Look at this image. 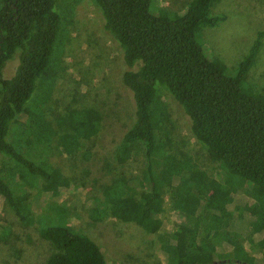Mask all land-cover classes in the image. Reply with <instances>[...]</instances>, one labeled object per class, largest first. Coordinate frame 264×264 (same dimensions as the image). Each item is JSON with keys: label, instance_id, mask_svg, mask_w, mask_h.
Segmentation results:
<instances>
[{"label": "trees", "instance_id": "trees-1", "mask_svg": "<svg viewBox=\"0 0 264 264\" xmlns=\"http://www.w3.org/2000/svg\"><path fill=\"white\" fill-rule=\"evenodd\" d=\"M76 1L0 0V155L11 163L0 168V198L22 226L35 225L47 242L44 264H111L93 241L66 225L65 203L49 200L34 214L23 189L57 197L69 183L50 160L72 152L69 141L86 140L97 129L94 112L85 108L68 121L54 118L57 129L72 132L69 141L61 136L49 145V128L38 126L54 85L48 71L58 65L61 31L67 34ZM90 1L118 48L120 82L133 107L112 160H142L138 176L120 174L105 193L88 199L95 219L134 221L145 234H156L168 194V209L180 220L163 233L166 264H254L255 257L264 264V86L247 76L264 33L258 31L237 65L227 68L206 57L198 36L201 28L224 21L210 12L217 0H187L177 12L160 10L157 0ZM13 57L15 69L3 79L2 68ZM163 94L217 163L214 174L175 147ZM237 191L250 203L234 211L229 203ZM256 233L262 236L253 241ZM224 243L229 250L217 252Z\"/></svg>", "mask_w": 264, "mask_h": 264}, {"label": "rangeland", "instance_id": "rangeland-1", "mask_svg": "<svg viewBox=\"0 0 264 264\" xmlns=\"http://www.w3.org/2000/svg\"><path fill=\"white\" fill-rule=\"evenodd\" d=\"M186 1L157 0L156 4L160 10L177 12ZM72 9V23L67 27V34L61 31L58 65L48 71L54 78V85L38 126L49 128L50 134L45 139L53 146L56 138L65 136L68 140L72 136L70 131L57 129L54 118L68 121L75 111L85 108L94 112L95 120H98L97 129L86 140L81 137L75 138L73 143L68 140L72 144V152H60L50 160L68 180L69 186L55 198L23 186L27 202L34 214H38L49 200L65 203L68 211L66 225L80 230L93 241L107 263L166 264L160 249L163 233L180 220L168 209V194L164 196L161 226L156 234H145L134 221L97 220L89 203L90 197L105 193L110 180L116 176H138L142 160L140 157L122 163L112 160L113 147L133 116L130 95L120 82V54L115 42L103 30L100 13L90 0H77ZM210 12L223 14L225 18L216 27L201 28L198 36L204 52H208L205 55L227 68H234L248 51L255 34L258 31L264 33V0H217ZM15 66V57L6 61L1 71L2 78L8 79ZM247 76L259 87L264 86V36ZM162 98L169 111L167 129L176 143L175 147L206 174L217 172V163L191 138L188 121L179 106L166 94ZM5 166L8 168L11 163L0 155V168ZM249 203L250 200L237 191L231 194L229 208L235 211V207ZM134 214L137 215L136 212ZM241 216L246 218L245 213ZM260 236L262 233H256L252 240ZM243 248L252 254L246 243ZM216 250L225 252L229 246L224 243ZM49 252V245L39 237L36 226H22L0 198V264H44ZM254 259V264L260 263L257 257Z\"/></svg>", "mask_w": 264, "mask_h": 264}]
</instances>
